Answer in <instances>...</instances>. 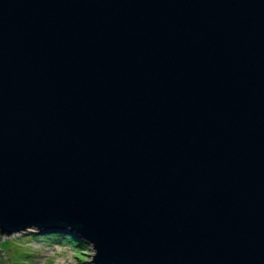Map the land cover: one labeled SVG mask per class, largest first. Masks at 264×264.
<instances>
[{
	"label": "water",
	"instance_id": "1",
	"mask_svg": "<svg viewBox=\"0 0 264 264\" xmlns=\"http://www.w3.org/2000/svg\"><path fill=\"white\" fill-rule=\"evenodd\" d=\"M28 229L264 264V0H0V232Z\"/></svg>",
	"mask_w": 264,
	"mask_h": 264
},
{
	"label": "rangeland",
	"instance_id": "2",
	"mask_svg": "<svg viewBox=\"0 0 264 264\" xmlns=\"http://www.w3.org/2000/svg\"><path fill=\"white\" fill-rule=\"evenodd\" d=\"M34 232L39 231L28 230L8 240L2 239L0 248L5 250L9 259L7 264H93L96 251L93 244L86 239H83L86 245L79 247L73 243L57 241L56 236H52V240L48 241L44 236Z\"/></svg>",
	"mask_w": 264,
	"mask_h": 264
},
{
	"label": "trees",
	"instance_id": "3",
	"mask_svg": "<svg viewBox=\"0 0 264 264\" xmlns=\"http://www.w3.org/2000/svg\"><path fill=\"white\" fill-rule=\"evenodd\" d=\"M34 234H40L44 236L48 241L52 240V236H56L58 239L57 241L67 242V243H73L74 245H77L79 247H82L85 244L83 239H80L78 236H75L67 231H61V230H54V231H46V232H34ZM78 243V244H76ZM3 253L5 255V261L4 264H7L9 259L6 257L5 250H3ZM88 263V262H86Z\"/></svg>",
	"mask_w": 264,
	"mask_h": 264
},
{
	"label": "built area",
	"instance_id": "4",
	"mask_svg": "<svg viewBox=\"0 0 264 264\" xmlns=\"http://www.w3.org/2000/svg\"><path fill=\"white\" fill-rule=\"evenodd\" d=\"M16 234H19V232H18V233H14V235H11V236H15ZM6 237H7V235H4V234H2V233L0 232V242L2 241V239L5 240Z\"/></svg>",
	"mask_w": 264,
	"mask_h": 264
},
{
	"label": "bare ground",
	"instance_id": "5",
	"mask_svg": "<svg viewBox=\"0 0 264 264\" xmlns=\"http://www.w3.org/2000/svg\"><path fill=\"white\" fill-rule=\"evenodd\" d=\"M28 230L32 231L33 229H28ZM28 230H26V231H28ZM26 231H23V232H26ZM46 231H48V230H43V232H46ZM12 235H14V234H12ZM10 237H12V236L11 235H7V237H6L7 239H5V240L10 239Z\"/></svg>",
	"mask_w": 264,
	"mask_h": 264
}]
</instances>
